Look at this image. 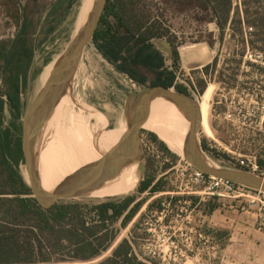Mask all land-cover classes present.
<instances>
[{"label": "rangeland", "instance_id": "rangeland-1", "mask_svg": "<svg viewBox=\"0 0 264 264\" xmlns=\"http://www.w3.org/2000/svg\"><path fill=\"white\" fill-rule=\"evenodd\" d=\"M57 1L0 0V41L16 37L18 22L15 14L17 11L20 10L22 15L25 13V16L32 21V41L30 43L34 45L36 53L31 65L27 89L21 97L24 104L21 113L22 126L34 97L45 85L47 78L49 79L51 76L54 65L49 64H55L79 28L77 23L83 0L78 4L71 5L69 9V5H64L54 13L52 10ZM187 1L189 2V0ZM143 4L144 11L160 20L161 24L169 28L172 34L177 37L176 44L179 52V67L176 70L177 84L190 87L197 99L204 92L198 94L196 90L192 89L191 84L197 90L199 81H205L206 88L211 86L208 97L201 99L198 104L201 120L198 139L201 144L204 141L216 144L221 153L224 152L230 156L242 154L258 158L259 156L264 157V126L257 127L251 117L252 98L259 93L258 90H261L259 86L264 84L261 83L263 79L256 67L249 64L264 67L256 59L255 53L248 46L246 55L243 58L240 57L243 45L239 42V36H233V31L230 28L225 31L223 43L220 44L217 41L219 36L217 26L214 23H207L206 15L204 13L197 14L191 6L179 9L176 0H143ZM245 37L248 39V36ZM212 40L214 45L210 44ZM193 45L208 48L211 59L205 67L191 68L189 65L197 61L195 57L190 59L182 56L181 48ZM166 63L172 67L173 58L171 61L166 58ZM206 67L209 68L208 72L205 71ZM139 73L147 82L155 79V74L152 72L143 70ZM221 74H223V78L220 77ZM146 87L152 86L148 84ZM146 87L139 83L135 86L131 77L117 71L115 66L108 62L91 42L81 55L65 96L56 104L63 103L68 95L74 102L72 106L75 107L76 113L83 110L86 114L92 115L89 122L80 131L77 124L78 135L90 144L94 143L98 148L112 150L114 147L111 146V141L116 138L118 144L120 143L119 139L130 132L129 126L124 130L127 131V134H124V131L119 127L122 124H129L128 107L132 95ZM4 91L5 87L0 80V92L4 93ZM4 98H6L5 95ZM210 98L212 101L209 104L206 100ZM228 111L232 113L229 120L224 117V113ZM94 114L98 116L97 119L94 118ZM10 118L11 112L7 108V123ZM211 126L215 129V135ZM50 131L47 126L45 130L42 129L36 145L37 151L41 150L45 143L51 145L49 149L53 151L51 143L53 136ZM151 133L155 134L141 128L140 141L147 164L149 161H153V170H151L155 174L153 185L161 183L159 192L147 191L142 194L138 191L140 185H137L124 195H116L108 191L113 184V178H107L116 170L109 169L103 172L101 176L105 180V184L102 188L90 196L72 200L91 206L110 198L120 199L133 196L136 198L135 203L140 201H144V203L127 228H121L120 224L117 226L119 228L117 242L111 250L104 252L103 256L93 262L73 264L98 263L110 256L112 250L123 239H128L132 243V237L138 243L137 247L132 243L138 253L153 256L154 260L160 264H264V238L253 239L251 235L244 234L235 225L226 229V224L222 223L219 218V212L213 217L206 214L204 206L208 204L206 201L211 200L212 197L191 193L187 161L183 156L169 149L177 156L176 160L172 159L151 139ZM155 135L161 140L157 134ZM187 137L188 134L183 131L178 134L181 143H185ZM211 138L216 139L218 143H215ZM50 157V162L43 163L39 152L38 164L42 167L41 174L38 169L40 184L43 190L48 193L66 182L59 174V168L62 169L63 155L51 152ZM211 159L217 163L215 159ZM123 168L124 171L126 165ZM21 169L27 178L25 166L22 165ZM148 171L147 166L144 179L149 173ZM257 173L264 175L263 170ZM194 197L204 198L198 203L197 208L192 203L195 200ZM171 198H177L175 206L169 204ZM157 201L165 203L163 215L157 212V205H154ZM151 205L154 207L148 210ZM226 206L228 208L221 210L222 213L232 210L230 206L233 205L229 203V200ZM137 222L139 228L132 236L131 230ZM209 230L217 232L228 230L229 237L215 238V235H210ZM261 233L264 234V232ZM209 236L212 237L204 238Z\"/></svg>", "mask_w": 264, "mask_h": 264}, {"label": "trees", "instance_id": "trees-1", "mask_svg": "<svg viewBox=\"0 0 264 264\" xmlns=\"http://www.w3.org/2000/svg\"><path fill=\"white\" fill-rule=\"evenodd\" d=\"M82 0H58L52 12L56 13L64 5L78 4ZM179 9L191 6L197 14H205L207 23H214L219 29L217 41L222 44L227 28L232 29L233 36H239L243 51L247 48L262 55L264 63V0H176ZM143 0H107L92 43L102 56L117 71L129 75L141 86L173 87L176 81V70L179 67L177 37L164 27L160 20L148 14ZM18 22L16 37L0 41V80L5 87L0 92V264H73L93 262L111 250L117 242L120 224L127 228L134 220L144 201L136 202L133 196L120 199L110 198L94 205H85L77 200H59L50 207L42 206L33 195L32 188L24 176L21 166L25 163L23 150V126L21 113L24 108L22 94L27 89L31 65L35 57L32 41V21L22 15L20 10L15 14ZM248 36V39L247 37ZM166 38L173 48L172 67L166 63L165 56L157 50L151 40ZM214 45V41H210ZM184 58L208 62V48L193 45L182 47ZM241 61L239 60V63ZM188 64V63H186ZM256 67L258 73L264 74V67ZM155 73V79L146 81L140 71ZM206 67L205 71L208 72ZM223 78V74L220 76ZM192 89L197 90L191 84ZM198 92L208 97L210 85L205 81L198 82ZM206 88V90H205ZM177 91L190 94L187 88L180 86ZM4 95L6 98H4ZM65 96V95H64ZM211 103L212 98L206 100ZM11 118L6 122V109ZM91 114L80 110L76 113L79 131L91 119ZM94 118H98L95 114ZM151 139L159 148L176 160L168 146L153 133ZM120 140V139H119ZM94 145V143H91ZM207 149V147H204ZM229 163L227 155H221ZM39 159V158H38ZM123 164L107 178H114L123 172ZM260 170L264 169V160L258 161ZM148 174L141 182L138 191L145 193L159 192L161 183L153 185V161H149ZM241 169V167H236ZM40 174L42 167L38 164ZM243 169V168H242ZM195 201H198L195 198ZM157 201V209H161ZM154 206L148 207V210ZM218 209L216 203L204 206V212L212 215ZM138 222L131 230L134 236ZM221 239L229 237L228 232L208 231ZM132 243L138 245L132 237ZM132 243L123 239L112 250L110 256L95 264H160L150 257L135 253Z\"/></svg>", "mask_w": 264, "mask_h": 264}, {"label": "water", "instance_id": "water-1", "mask_svg": "<svg viewBox=\"0 0 264 264\" xmlns=\"http://www.w3.org/2000/svg\"><path fill=\"white\" fill-rule=\"evenodd\" d=\"M106 4L107 0H93L90 11L79 25L75 37L55 62L50 78L34 97L23 121V150L25 158L24 166L27 172L26 179L32 188L34 197L44 207H50L59 200L90 196L105 184V180L101 175L109 165V162H112L111 156L99 165L78 171L75 176H72L54 191L48 193L43 190L40 184L38 174L39 151H37L36 146L49 114L56 103L67 92L84 49L93 41ZM159 42H162L168 50L160 48L158 46ZM151 43L159 51L166 54L167 60H172L173 48L169 41L163 38H154L151 40ZM209 61H196L190 64L189 67H205ZM132 96L128 107L132 139H128L122 147L115 149L113 152L118 154L117 152L124 151L128 167L137 166V185H140L144 181L147 170L146 156L140 141V129L143 126L144 118L151 102L156 98H165L174 103L190 123V132L185 141L183 154L184 159L189 164L209 176L229 180L249 189L264 192V175L248 170L222 166L215 163L208 156L198 139L201 120L198 111V99L196 97L175 91L172 87L166 88L164 86L146 87Z\"/></svg>", "mask_w": 264, "mask_h": 264}, {"label": "bare ground", "instance_id": "bare-ground-1", "mask_svg": "<svg viewBox=\"0 0 264 264\" xmlns=\"http://www.w3.org/2000/svg\"><path fill=\"white\" fill-rule=\"evenodd\" d=\"M92 2L93 0H83L78 17L77 27L84 21L85 17L90 11ZM158 44L165 50H168V48L164 46L162 42H159ZM207 58L209 60L211 59L210 54ZM49 65L52 66L54 64ZM72 104H74V102H72L71 98L66 95V100L63 103L56 104L47 118V123L44 126V130L46 126L51 130L50 132L53 136V140L51 142L53 151L49 149L51 145L49 146V144L46 143L43 145L42 149L39 150L43 163L50 162L51 152H56L63 155L62 169L59 168V174L62 175L65 181H67L72 176H75L78 171H83L85 169L99 165L101 162L112 156V162H109V165L107 168H105L104 172L109 169L117 170L121 167L123 162H125L124 166L126 165V168L120 175L113 178V184L109 187L108 191L120 196L128 193L132 187L137 186V166L133 165L128 167L124 151L117 152L118 154L113 151L119 147H122V145L132 137L130 125H120L119 128H121L123 131L127 126H129L130 132L128 135L120 138V143H118L112 150L98 148L78 135L76 110ZM166 106H172L176 116L181 119L179 121L181 126L177 125L170 117L160 111L161 108ZM143 127L146 130L157 134L170 150L179 154L180 156H183L185 143H181L179 141L178 130L181 129L185 133L189 134L190 123L174 103L165 98H156L153 100L145 115Z\"/></svg>", "mask_w": 264, "mask_h": 264}, {"label": "built area", "instance_id": "built-area-1", "mask_svg": "<svg viewBox=\"0 0 264 264\" xmlns=\"http://www.w3.org/2000/svg\"><path fill=\"white\" fill-rule=\"evenodd\" d=\"M255 57L261 64L264 65L262 60V55L259 53L255 54ZM261 79L263 81L261 83H264V74H260ZM258 90L259 93H257L252 98V114L251 117L254 119V122L257 127L264 126V84L263 86H259ZM225 119L229 120L232 117V113L225 112L224 113ZM206 151V150H205ZM206 153L210 156L208 151ZM223 153L218 151L211 155L210 157L215 159L218 164L222 166L232 167L236 168L241 167L243 170H248L252 172H261L259 168L258 161L260 159L264 160V157L259 156H248V155H242V154H233L234 156H230L229 154H225L229 158V163L226 164V162L222 159L221 155ZM261 157V158H260ZM188 163V162H187ZM188 176L191 181V188H192V194H199V195H205L206 197L211 198V200L206 201L207 203H216L219 205L218 209L226 210L228 206H226L227 201L229 200V203H231L230 209L237 210L241 212H252L255 214L257 220L256 225L257 229L261 232H264V192L256 191L249 189L247 187H244L242 185L235 184L229 180L209 176L202 171L194 168L191 164L188 163ZM264 171V169H263ZM200 190V191H199ZM149 191V190H148ZM147 192V191H146ZM145 192V193H146ZM198 199V201L192 202L194 207H198V203L202 201L204 198L195 197ZM192 201L193 199L190 198ZM177 201V198H171L169 204L175 206V202ZM197 203V204H196ZM235 203V204H233ZM161 209H157V212L163 215L165 203L160 202ZM162 219V218H160ZM211 235V234H210ZM203 237L202 235H200ZM210 237H204L210 239ZM133 249L135 253L138 255H142L144 257H150L152 259H155L153 256H146L143 253H138L135 249V246L132 244ZM138 246V245H137ZM136 246V247H137Z\"/></svg>", "mask_w": 264, "mask_h": 264}, {"label": "crops", "instance_id": "crops-1", "mask_svg": "<svg viewBox=\"0 0 264 264\" xmlns=\"http://www.w3.org/2000/svg\"><path fill=\"white\" fill-rule=\"evenodd\" d=\"M158 46L160 48L164 49L159 44H158ZM162 54L165 56V58H167L166 54H164V53H162ZM124 134H127V131L126 132L124 131ZM116 136L118 138V135H116ZM116 145H117V139L114 138L111 141V146L115 147ZM221 210L222 209H217L216 211H214V213L211 216L213 217L214 215H216L217 212H219L220 213L219 218L222 221V223L226 224V229H230L231 227H233L235 225V226L239 227L240 231L243 232L244 234L251 235L253 237V239H256L259 237L264 238V234L261 233V231H259L258 229H256L257 218H256L254 213H252V212H241V211H237V210H228V211H225L222 213ZM221 232H228L229 233L228 230H221Z\"/></svg>", "mask_w": 264, "mask_h": 264}, {"label": "flooded vegetation", "instance_id": "flooded-vegetation-1", "mask_svg": "<svg viewBox=\"0 0 264 264\" xmlns=\"http://www.w3.org/2000/svg\"><path fill=\"white\" fill-rule=\"evenodd\" d=\"M153 73V72H152ZM153 74H155V73H153ZM129 76V75H128ZM131 81L135 84V86L136 85H138V82L136 81H134V79H132L131 78ZM180 86H183V88H187V91L190 93V94H188V95H192V96H194V92L191 90V88L190 87H188V86H186V85H183V84H177V82L175 81V83H174V85H173V87L172 88H174L175 87V91H177V88L178 87H180ZM206 90V89H205ZM196 92L199 94V92H198V90H196ZM205 92V91H204ZM204 94V93H203ZM202 94V95H203ZM201 95V96H202ZM201 96H200V98L198 99V104H199V102H200V100H201ZM160 111H162L163 113H165L168 117H170L177 125H180V123H179V121L181 120L180 118H178L177 116H176V114H175V112H174V109L172 108V106H166V107H163V108H161L160 109ZM181 126V125H180ZM142 128L143 129H145L143 126H142ZM211 128H212V130H213V133L215 132V129H214V127H212L211 126ZM203 131V130H202ZM182 131H181V129L180 130H178V134H180ZM184 132V131H183ZM142 133V132H141ZM204 133V132H203ZM214 135H215V133H214ZM212 139V138H211ZM212 140H214L215 141V143H218L217 142V140L216 139H212ZM202 146H203V148L206 146L207 147V149H205L206 151H208V153L210 154V155H214L217 151H218V146L215 144V145H213L212 143H208V142H202Z\"/></svg>", "mask_w": 264, "mask_h": 264}]
</instances>
